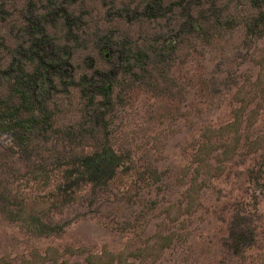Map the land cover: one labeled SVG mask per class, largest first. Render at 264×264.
I'll return each mask as SVG.
<instances>
[{"label": "rangeland", "instance_id": "374dc122", "mask_svg": "<svg viewBox=\"0 0 264 264\" xmlns=\"http://www.w3.org/2000/svg\"><path fill=\"white\" fill-rule=\"evenodd\" d=\"M145 1L76 0L68 11L81 22L70 31L61 19L43 22L70 47L74 80L108 66L109 50L97 47L107 38L158 63L117 77L96 138L106 136L127 158L107 191L93 198L87 186L72 194L54 187L64 158L90 151L94 142L51 132L14 146L0 133V190L21 201L24 214L63 224L33 236L0 212V264H264V0H163L157 18L136 14ZM0 5L3 68L10 50L27 39L28 8L45 12L46 1ZM6 84L0 74V96ZM47 106L59 130L76 126L84 101L70 86ZM235 211L253 232L238 253L226 245Z\"/></svg>", "mask_w": 264, "mask_h": 264}, {"label": "trees", "instance_id": "16d2710c", "mask_svg": "<svg viewBox=\"0 0 264 264\" xmlns=\"http://www.w3.org/2000/svg\"><path fill=\"white\" fill-rule=\"evenodd\" d=\"M45 1V12L40 13L28 8L22 18L27 39L10 50L9 62L0 68V74L7 83L5 95L0 96V133H8L14 146L27 145L33 135H43L42 137L47 139L46 135L51 132L58 134V139L76 144L85 143L87 139L89 143L94 142L90 151L71 152L64 158L60 164L61 182L54 187L56 192L68 191L72 194L82 186H87L86 195L93 198L96 193L107 191L108 181L124 165L127 158L126 154L115 151L108 144L106 136L96 138V133L105 129V115L112 105L111 96L118 83L117 77L122 74L136 76V71H148V67L158 61L151 60L143 49L130 51L124 47L123 42L107 38L99 40L97 47L109 50L108 66L104 69L90 67L89 73L81 74L74 80L70 47L57 43L46 32L43 22L61 19L63 26L70 31L74 23L81 22L80 16H74L68 11V6L76 0ZM164 4L163 0H146L136 14L163 17ZM175 4L177 2L174 0L169 2V6ZM28 5L32 6L31 2ZM4 17L5 13L0 5V19ZM184 17L185 25L192 28L193 19L188 8ZM1 62L0 60V64ZM70 86L77 87L84 101L82 117L75 127L53 129L52 112L47 104L52 95L66 93ZM84 133L89 137H85ZM2 145L0 143V148ZM9 148L8 151L14 153L12 146ZM0 156L5 158L3 153ZM20 202L10 201L8 191L0 190V212L5 215L7 221L19 222L25 232L33 236H48L61 229L63 224L53 222L50 216L42 218L35 214H24ZM241 213L235 211L229 221L226 245L233 253L240 252L253 240L249 236L253 232L244 222L246 216ZM90 257L87 260H90ZM95 258L98 260L101 256Z\"/></svg>", "mask_w": 264, "mask_h": 264}]
</instances>
